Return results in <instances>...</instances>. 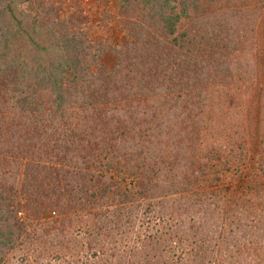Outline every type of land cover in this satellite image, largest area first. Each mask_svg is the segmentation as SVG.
<instances>
[{
  "label": "trees",
  "instance_id": "1",
  "mask_svg": "<svg viewBox=\"0 0 264 264\" xmlns=\"http://www.w3.org/2000/svg\"><path fill=\"white\" fill-rule=\"evenodd\" d=\"M118 4L0 0V264H264L261 7Z\"/></svg>",
  "mask_w": 264,
  "mask_h": 264
},
{
  "label": "rangeland",
  "instance_id": "2",
  "mask_svg": "<svg viewBox=\"0 0 264 264\" xmlns=\"http://www.w3.org/2000/svg\"><path fill=\"white\" fill-rule=\"evenodd\" d=\"M59 5L62 6V14L64 16L71 15L73 13L81 14L85 17V21L87 22L86 27L90 32V36L95 40H104L110 43L111 45H119L121 43H125L130 39L127 30L124 28V23L122 21L123 17L120 12L118 0H56ZM247 1V5H250V14L251 20H253L257 15L255 12L256 6L261 7L262 9V18L258 19L254 28L255 31L252 32L253 39L255 45L259 48L264 46V5H260L255 2V0H239V4ZM223 17V16H222ZM254 17V18H252ZM236 24V22L234 21ZM239 23V22H238ZM215 28V26H213ZM210 27V31L212 33V37H218L219 33L214 28ZM242 29L240 27L236 28V31ZM221 34V33H220ZM231 32L225 33V37L231 35ZM263 35V37H262ZM237 36V35H236ZM235 36V37H236ZM263 48V47H262ZM264 49V48H263ZM103 63L108 66H112L115 57L112 53H105L103 57ZM257 93L256 89H253L251 95H255ZM238 185V184H237ZM233 210L230 209V213H226V217L228 219V229L233 226ZM53 213L44 212L42 217L44 219L51 218ZM18 257L15 256L13 264H18ZM33 263V262H30ZM28 263V264H30Z\"/></svg>",
  "mask_w": 264,
  "mask_h": 264
}]
</instances>
